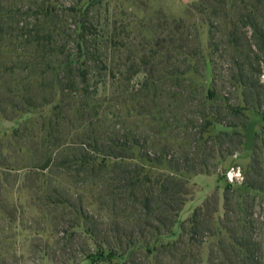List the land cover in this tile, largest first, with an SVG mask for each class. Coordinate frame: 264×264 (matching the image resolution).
<instances>
[{"label":"rangeland","instance_id":"1","mask_svg":"<svg viewBox=\"0 0 264 264\" xmlns=\"http://www.w3.org/2000/svg\"><path fill=\"white\" fill-rule=\"evenodd\" d=\"M260 29L264 0H0V264H264ZM168 160L210 171L178 173L190 194L159 238L188 240L201 206L192 242L127 256Z\"/></svg>","mask_w":264,"mask_h":264},{"label":"trees","instance_id":"2","mask_svg":"<svg viewBox=\"0 0 264 264\" xmlns=\"http://www.w3.org/2000/svg\"><path fill=\"white\" fill-rule=\"evenodd\" d=\"M259 39L261 40V47L264 48V32L262 29H260L259 33H258ZM253 85H251L252 87ZM259 91H254L251 94H255L256 96H258ZM257 98V97H255ZM224 103V109H226L227 114L232 115L233 118H235L236 120H239V122L237 123H229V126L231 127H237L240 126L241 129H243V127L245 126L246 123V116L244 114L243 109H246V107L244 108H240L237 105H232L230 103L227 102H223ZM217 116L221 115L220 113V109H218L217 111ZM220 118V117H218ZM242 119V121H241ZM262 132V131H261ZM231 136L236 137V140H234V145H233V149L234 151L237 150V146L239 147L240 145H242L243 143V139H244V134L242 131L239 130H234L231 134ZM258 134H255V138H257ZM231 141H233V138H231ZM128 148H130V145L127 146ZM232 151H227V154H231ZM256 152L257 151H253V159L256 157ZM141 156H145L149 161H153L155 160V158L157 159V162L161 161V158L159 157H155L152 158L150 156V154L148 152H144V153H140ZM118 155H115L113 157H116ZM169 163H167L168 166V170H170L169 173H166L165 175H163V177L161 178V182H160V186L161 188V192H162V196L161 198H157V196H154L151 192H149L151 194V198L146 199V202L144 203V205H142L144 207L145 210V216H148L150 219H152L153 221L157 222L158 224H155L153 222H151L149 219L148 221L144 222V225H146V227L149 228V230H145L141 229L140 224L137 225V232H136V238L133 235V233H135V229L132 228L130 230V232L127 233H120L119 230L117 231V233L119 232L120 236L122 235L125 238L124 245H127V249H129V251H123L124 249L121 248L122 246V242L118 241V249H120L121 252L126 253L127 256L132 254L134 251H145L147 256H155L158 258V255H161L160 257H167V258H171L173 257L172 251H174V249L178 248V243L180 242H184V243H189L192 242V229H186V227L184 226V222H187L189 224H192L194 222H196V216L198 214V209L201 210L202 207L200 206L198 209H194L192 214L186 218V221L180 223L179 227L181 230V233H185V234H190V237H188V240H183L182 235H178V238L176 239H166L164 241H159V238H161L162 236L164 237H168V236H173V232H172V227L174 226L175 223H177L178 221V216H179V212L182 210L184 202H185V198L188 194H190V191L187 187V181H184L181 183V179L178 176V173L180 171H184V170H192L194 172H203V173H207L209 174L210 171L206 169V166L204 164V162L200 163L202 168H204L203 170H197L195 168L192 169H186V167H182V165L179 164H173L171 162V160H168ZM254 162L257 164V162L254 159ZM105 162L101 161L98 163H95L94 166H99L102 169L105 168ZM253 166L251 165L250 168H252ZM195 169V170H193ZM213 172H215L213 170ZM145 177V176H144ZM143 177L142 181L138 180V186L140 187V190L142 191V193L144 192V190L142 189L143 184L145 182L149 183L151 182L149 179H145ZM219 180V177H217ZM160 179H158L157 181L159 182ZM133 183H130L129 185L127 184L126 186H133ZM245 184L249 187L252 188H257V186H255V184H250L248 183V181H245ZM140 191V193H141ZM131 196L133 197V199L136 201L137 197L134 196V194H131ZM155 202H160V208H154L152 206L153 203ZM203 206V210L205 209V205L204 203L202 204ZM135 209V208H134ZM138 210V209H135ZM217 211V209H214V212ZM143 223V222H141ZM120 229V227H118ZM88 231V229H87ZM94 231H89V235L93 236ZM138 236V237H137ZM164 237V238H165ZM119 240H121V238H119ZM184 246H186L184 244ZM190 250V248H189ZM165 255H164V254ZM184 254V253H182ZM163 255V256H162ZM185 256V255H184ZM161 264H170L169 261H165Z\"/></svg>","mask_w":264,"mask_h":264},{"label":"built area","instance_id":"3","mask_svg":"<svg viewBox=\"0 0 264 264\" xmlns=\"http://www.w3.org/2000/svg\"><path fill=\"white\" fill-rule=\"evenodd\" d=\"M226 178L229 182H239V180L242 179L239 168L231 166L226 172Z\"/></svg>","mask_w":264,"mask_h":264},{"label":"crops","instance_id":"4","mask_svg":"<svg viewBox=\"0 0 264 264\" xmlns=\"http://www.w3.org/2000/svg\"><path fill=\"white\" fill-rule=\"evenodd\" d=\"M215 177V176H214ZM210 178H212L211 180H213V185L215 184V183H217V178L215 177V178H213V175H210ZM197 182L200 184L201 183V180L200 179H197ZM202 187V186H201ZM200 187V188H201ZM198 189L197 191L198 192H200V195H197V197H195V199L197 198V199H200L201 198V196L203 197L206 193H207V191L210 189V186L209 187H207L206 188V186L204 185L203 186V188L202 189ZM196 199V200H197Z\"/></svg>","mask_w":264,"mask_h":264}]
</instances>
